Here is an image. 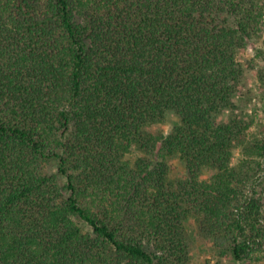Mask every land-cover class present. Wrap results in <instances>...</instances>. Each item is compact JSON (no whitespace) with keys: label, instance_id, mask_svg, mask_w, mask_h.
<instances>
[{"label":"trees","instance_id":"1","mask_svg":"<svg viewBox=\"0 0 264 264\" xmlns=\"http://www.w3.org/2000/svg\"><path fill=\"white\" fill-rule=\"evenodd\" d=\"M263 20L259 0H0V264H188L192 220L259 264L264 129L235 99Z\"/></svg>","mask_w":264,"mask_h":264},{"label":"rangeland","instance_id":"2","mask_svg":"<svg viewBox=\"0 0 264 264\" xmlns=\"http://www.w3.org/2000/svg\"><path fill=\"white\" fill-rule=\"evenodd\" d=\"M259 7L264 12V0H259ZM260 38L255 42H250L247 48L239 53V61L245 67V74L242 80L241 91L235 99L237 111L246 114L255 121L252 132L261 133L264 129V82L260 81L259 70L264 66V20L260 27ZM229 112L220 114L218 121H225L229 117ZM181 122L176 113H169L164 123L154 125L150 130L156 135H169L175 126ZM143 156L142 153L134 151L130 155L132 160ZM243 154L240 148L235 149L234 164L242 159ZM171 167V177L175 179L186 178V166L178 155L167 157ZM58 160H52L45 166V173L54 174L58 170ZM211 171H205L202 179L209 180ZM82 224V223H80ZM84 227V225L82 224ZM187 235L191 246L190 262L188 264H240L232 256L224 255L221 245L214 240L198 232L195 221H190L186 225ZM257 261L264 264V251L258 253Z\"/></svg>","mask_w":264,"mask_h":264}]
</instances>
